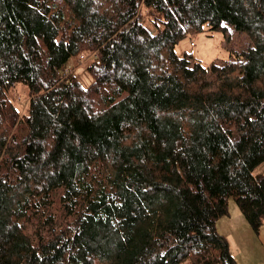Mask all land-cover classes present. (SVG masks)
Returning a JSON list of instances; mask_svg holds the SVG:
<instances>
[{
  "label": "trees",
  "instance_id": "16d2710c",
  "mask_svg": "<svg viewBox=\"0 0 264 264\" xmlns=\"http://www.w3.org/2000/svg\"><path fill=\"white\" fill-rule=\"evenodd\" d=\"M205 27L248 42L176 53ZM263 161L264 0H0V264H238L216 221L259 231Z\"/></svg>",
  "mask_w": 264,
  "mask_h": 264
},
{
  "label": "rangeland",
  "instance_id": "374dc122",
  "mask_svg": "<svg viewBox=\"0 0 264 264\" xmlns=\"http://www.w3.org/2000/svg\"><path fill=\"white\" fill-rule=\"evenodd\" d=\"M142 13L144 14L145 12L143 11ZM247 42L248 39L244 32L234 30L231 27H228L226 32L210 31L207 27H205L203 31L197 34H192L191 36L189 35L181 40L177 44L175 50L178 55H182L185 52L189 53L192 55L193 59L195 61H198L202 66H208L212 63L217 64L224 60L234 59L236 53H239V51L243 49L244 45ZM86 52L87 51H83L78 55L72 57L69 60L67 66L71 72V75L76 79H79L84 86L89 85V83L92 81V77L86 70V66L89 64V58H80L81 54H83L84 56H88L90 54ZM7 95L14 102V105L20 115L25 112L28 103L27 100L29 99L27 87L22 84H16L13 86V88L9 89ZM263 172L264 161L255 168L253 174L259 175ZM228 208L230 213L231 209L233 212L230 219L232 224L231 226H225V228H223L225 230H222V228L219 227L222 226V223H220L218 226V232H220L221 230L224 232L227 231L226 233H233L235 237L240 234H245L247 238H250L249 232H247V229L244 226H249L250 230L253 233L255 231L251 228L250 225H248L249 223L244 218L234 199L229 198ZM223 218L225 219V217ZM225 237L228 240L227 236ZM247 249L248 243L246 240H244L245 253Z\"/></svg>",
  "mask_w": 264,
  "mask_h": 264
},
{
  "label": "crops",
  "instance_id": "0c3cea01",
  "mask_svg": "<svg viewBox=\"0 0 264 264\" xmlns=\"http://www.w3.org/2000/svg\"><path fill=\"white\" fill-rule=\"evenodd\" d=\"M230 213V212H229ZM233 212L231 209V213L227 216H222L216 221V229L218 231V226L222 223V230H225V226H231V216ZM225 217V219L223 218ZM244 226V224H243ZM249 232L250 238H247L246 235H238L234 236L233 233H226L224 231H220L222 235L227 236L229 250L232 256L236 259L238 264H264V224L260 227L258 232H252L249 226H244ZM219 232V233H220ZM220 233V234H221ZM244 240L248 243V249L246 253L244 252ZM240 260V261H239Z\"/></svg>",
  "mask_w": 264,
  "mask_h": 264
},
{
  "label": "built area",
  "instance_id": "2783aa9c",
  "mask_svg": "<svg viewBox=\"0 0 264 264\" xmlns=\"http://www.w3.org/2000/svg\"><path fill=\"white\" fill-rule=\"evenodd\" d=\"M191 45H192V44H191ZM87 57L89 58L88 61L91 62L92 60L96 59V57H97V52H96V51H95V52H92V53H90L88 56H84L83 54L80 55V58H83V59H86ZM69 74H71L70 70H69L68 68H65V69L63 70L62 76H63V77H66V76H68Z\"/></svg>",
  "mask_w": 264,
  "mask_h": 264
}]
</instances>
